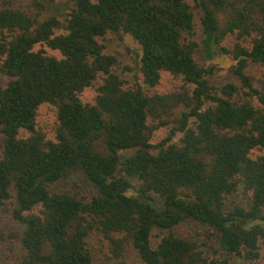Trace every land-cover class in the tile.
I'll return each instance as SVG.
<instances>
[{"label":"trees","instance_id":"1","mask_svg":"<svg viewBox=\"0 0 264 264\" xmlns=\"http://www.w3.org/2000/svg\"><path fill=\"white\" fill-rule=\"evenodd\" d=\"M69 1L64 19L0 6V209L13 201L16 264H97L93 232L141 264H264V0ZM108 36L138 43L142 83L128 85ZM201 50L230 55L236 80L214 83ZM164 72L181 84L147 91ZM44 104L54 139L37 128ZM78 173L90 199L54 188ZM189 221L205 240L176 232Z\"/></svg>","mask_w":264,"mask_h":264},{"label":"rangeland","instance_id":"2","mask_svg":"<svg viewBox=\"0 0 264 264\" xmlns=\"http://www.w3.org/2000/svg\"><path fill=\"white\" fill-rule=\"evenodd\" d=\"M35 1L45 5V8H38L35 5ZM191 1L195 3V0ZM3 5L20 8L28 11L29 13L38 11L40 12L41 19L49 14H56L60 17V19H64L71 6L69 0H0V6ZM197 23L198 31L195 39L200 41V21L198 19ZM60 32H63V29L57 30V33ZM234 40L235 36H232L229 37L225 43L230 45L234 42ZM105 43L107 45L108 51L115 53L123 65L129 66L131 68L129 70H120L125 80L129 82L128 85H135L138 82L142 83L137 66L139 48L138 43L130 37H126L124 39L119 37L111 38V36H108ZM41 46L42 45H37L36 49L40 48ZM43 47L49 54L55 55L59 58L62 57L59 51L52 50L46 45H43ZM197 58L206 67L214 66V74L212 75V80L214 83L221 85L225 82L236 80V77L234 76L231 69L236 61H234L230 55H216L214 58L208 59L201 50L200 53L197 54ZM262 70V67L259 65L252 64L250 67H248V73H250L253 77H259V75L262 73ZM8 80L9 78L7 76H0V83L2 85H6ZM180 84L181 82L179 79L175 78L169 72H164L161 83L153 88L146 87V90L149 92L157 91L160 93H165L173 90L177 85ZM95 95V89L88 88L82 94V98L84 101H93ZM56 125L57 117L53 108L45 104L42 105L39 109L37 128L44 132L47 138L54 139L56 135ZM173 126V123H171L157 129L153 134L152 143L156 144L165 136H167ZM29 135L30 133L28 131L22 130L21 136L27 137ZM1 140L2 135L0 133V141ZM256 155H264V150L254 151V156ZM54 188L61 191L70 190L84 199H90L93 194H95L94 187L79 173L61 180L54 186ZM236 199L240 200L242 199V196H237ZM12 202L13 201H10L6 204L8 209H0V238H2V240H0V264H16V250L18 247L16 246V242L13 240L14 238L12 237V234L13 231L16 230L17 224L12 220L9 211L10 207H12ZM176 232L187 236H196L201 240H205L207 235L205 227L197 224L196 222L190 221L185 222L176 230ZM154 241H156V239ZM89 242L96 256L97 264H141L140 258L138 257L136 251L131 247H127L124 250L122 257H111L109 242L106 239H103L102 235L97 232L91 233ZM261 261L264 263V248L262 249ZM233 263L246 264L241 258L238 257H236Z\"/></svg>","mask_w":264,"mask_h":264}]
</instances>
